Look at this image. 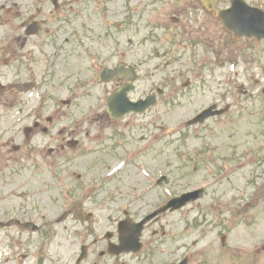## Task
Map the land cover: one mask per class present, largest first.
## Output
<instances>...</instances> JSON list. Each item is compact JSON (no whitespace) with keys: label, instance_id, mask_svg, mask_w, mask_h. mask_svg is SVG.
I'll list each match as a JSON object with an SVG mask.
<instances>
[{"label":"rangeland","instance_id":"rangeland-1","mask_svg":"<svg viewBox=\"0 0 264 264\" xmlns=\"http://www.w3.org/2000/svg\"><path fill=\"white\" fill-rule=\"evenodd\" d=\"M126 1L128 4H148L147 0ZM195 1L196 0H169L166 2L164 0L163 4H191V2ZM218 1L221 2V0ZM69 3L74 2H66V4ZM80 4L86 5V9L91 13V17L97 15V18H94L95 22L93 24V28L97 29V32L93 33L92 37H90L91 39L88 45L91 46L93 50L101 52L100 57L103 62L113 61L116 58L111 38V32L113 29H111L110 24L107 28L101 26L104 22L101 21L100 16L98 17V13L103 4L107 5L108 10L112 8V4H117L119 7L118 9L120 10L118 19L121 26L123 22L125 23L126 21L124 10L121 9L122 6L117 0H83ZM88 4L92 5L89 6ZM170 7L171 5H162V11L164 14L166 13V16H168V11L171 10ZM137 10L139 9L137 8ZM155 17L163 16L158 14ZM213 19H211V21ZM165 22H169L167 21V18L165 19ZM169 25L167 26V32L145 29L144 33H140L138 37H136L138 38L136 45L140 50L139 52H134L133 56L129 57V60L132 59L136 62L138 59H143L146 53L149 55L154 47L158 48L156 54L149 55V64L141 66L143 71L150 69V72L148 77L145 76L144 81L139 82L138 86L140 88H143L144 85L147 86L148 80L151 82L154 81L156 85L170 83L178 71H181L186 75L188 74L185 65H189V56L187 53L179 51L178 47L173 46L172 43L170 44L169 35L171 28H169ZM136 29L138 30L139 27ZM100 30L105 33L102 35L99 34L98 32ZM223 30L219 24L210 25L215 51L211 54L202 53L204 55H197L199 61L206 60L202 62L201 65L196 63L198 67L189 77L188 85L183 87L188 90V93L182 97L180 105H166V119L161 122L160 128H152L153 126L156 127V122H154L151 126V130L147 132L142 127L138 126L140 121L138 122L137 119H134L133 128L129 131V135H131L132 139L130 144L127 145L126 136L124 135L121 142H123L125 146H122L121 148L119 147L117 151L110 156L108 153H98L95 150L92 153H87L79 160L78 165L75 166L78 169L75 171L81 173L83 176L79 184H84V187L89 185H95L98 187V180L102 182L107 181V183H103V188L109 189L111 192L120 195L119 200H121V202L127 197L126 194H130L132 191L135 193L142 192L143 197L145 195L155 197V193L165 192L166 190L169 192L175 191L176 189H183V191L189 190L207 180L209 183V189L206 191L207 195L205 199L200 202L198 207L200 210L205 209L204 211H201V213H204L206 217L198 215L193 208L195 204H188L181 212L179 211L171 215H165L161 220V223L166 225L167 230L174 231L172 226L181 230V250L183 253L188 252L192 254L190 258L191 262L189 264H194V259L197 258L205 259L206 262L204 264H258V261L264 260V251L261 254L263 255L262 258L255 256L254 253L256 245H259L260 242L264 240V238H262L264 237L263 191L259 195L261 200H258L259 202L256 208L251 211L252 215L256 218L253 225H247L243 216H237L232 222L234 229L226 231L225 233L229 236L226 249H222L219 244L222 232L219 229V225L223 223L225 218L227 219V216L229 215L228 208L232 206L227 204V199L238 194V190L246 180L249 170L258 163L254 161L243 168L232 169L231 173L226 176L225 183L222 180L216 181L213 178H209L207 171L214 170V167L210 166L209 169L203 171L197 166V161L194 160L198 158V151L206 148L207 142L216 147V152L209 155L214 160V165L221 163L220 159H222L224 155L228 157L232 154V151H240L242 147L245 144H249V141L253 140L257 132L264 127V115L258 114L256 106L247 103V99L241 97L243 102L240 106H232L226 116L210 119L201 126V135L199 137H196L193 130L183 132L180 136L175 133V129L171 130V128L178 126L180 120H185L199 107L206 105L207 102H211V100L218 97L219 92L223 90L225 86L224 82L226 81L227 74L226 65H228L230 59H234L231 63H235L238 66L242 56H245L248 59V55L254 54V56H252V63L257 61L264 64V53H260V50L264 48V42L253 46L252 49L249 50L245 48L247 47L246 39L241 38L239 40H234L232 33ZM128 35L130 34H128L126 27L120 28L119 44L122 43V45H124ZM156 35H159L160 38L154 40ZM136 38H134V40ZM141 41H144L145 44L141 43ZM146 44L147 46H151L149 51H147ZM144 46H146L145 51H143ZM216 46L226 48V51L220 55V58L225 59L226 61L223 64V69L217 67L215 70L209 71L212 69L213 62L217 63L218 55ZM93 50L89 49V52H93ZM174 52L177 53V55H172ZM70 60L72 61L70 64L65 66L62 65L67 68L65 69V75L69 76V72L72 71L74 74L77 70L80 71L82 77L85 76L87 78L91 75V70H89L88 67V58L87 60H80V58L74 56ZM180 65H182V67H180ZM193 65L195 66V64ZM251 71L252 70H250L249 73H251ZM255 74L256 73L253 75L254 77H256ZM72 79L73 76L67 79L66 83H61L59 82V77H57L48 84L47 88H52V90L55 91L58 90V94L60 95V93L65 92L66 88L70 89ZM240 82H237L236 86H238ZM101 87L103 86H98L96 83L88 86V96L82 101L83 107L87 110L92 112L100 104V101L103 100V97L101 98L100 96L96 98L97 92L104 93L103 90H100ZM112 87L113 86H108L109 90H111ZM145 90L149 91L148 89ZM231 90L234 94H238L237 88L232 87ZM166 95H168V93H166ZM96 100L98 101L96 102ZM226 100H233V97L228 95ZM170 108L173 109L170 110ZM156 111H158V109H156ZM153 120L154 119L150 122ZM127 124L128 123H126V125ZM126 125L123 122H119L118 127H116L115 130L120 129L127 131L129 126ZM106 129L107 128L103 127L102 133H104ZM162 133L163 136L158 140V135ZM98 144V142H95L93 144H88L87 146L92 145L96 149ZM147 144H150V147L151 149L153 148V150H148V153L141 155L146 150ZM126 147L129 149L134 147V152L140 147V151L137 153L140 154L138 159L129 162V153L126 152ZM83 149H86V144L84 143ZM123 149H125V152L122 151ZM0 159H2V157ZM110 166H112L111 168H114L113 171L111 169L109 170ZM228 171H230V168L226 165V172ZM165 173L169 174L168 184L156 186L155 180ZM31 175L47 179L49 178L45 170L43 173L35 170ZM78 179L77 174L72 175L71 183L73 187H76ZM249 192H252V190H249ZM225 193L226 213L222 201V195L225 197ZM154 197L152 200H154ZM146 198L147 196L141 198V200L150 202ZM55 212H57V209L53 210L52 213L50 212V215ZM105 212L106 210L103 211V213ZM108 213L109 211L104 214V219L107 218ZM196 219H201L197 225L195 224ZM205 219L208 220V222H204ZM62 225L64 226V224ZM57 231L58 237L52 243L50 247L51 254L49 253L52 257L53 263L48 261V263L45 264H65L66 261L70 264L73 255L76 252L75 241L71 236L66 237L65 232L60 226H58ZM149 235L150 231L146 233V237ZM196 237H198V242L194 244ZM65 244H69L67 254H64ZM180 244V241L175 242L173 239L171 243L170 239V246ZM224 252H226V254H223ZM113 264H132V261H130L128 256L125 255Z\"/></svg>","mask_w":264,"mask_h":264},{"label":"flooded vegetation","instance_id":"flooded-vegetation-1","mask_svg":"<svg viewBox=\"0 0 264 264\" xmlns=\"http://www.w3.org/2000/svg\"><path fill=\"white\" fill-rule=\"evenodd\" d=\"M43 1L38 0L39 4L14 0L0 2V219L18 221L2 229L16 234L18 246L22 231L32 230V223L38 225L37 232L54 231L56 224L48 214L54 209L55 197L41 192L49 188V180L46 182L45 178L31 174L35 170L52 169L61 175L75 166L77 160H71L72 154L80 151L81 135L88 120L86 108L78 102L83 96L80 92L87 86L86 82L82 84L79 70L73 78L80 88H73L71 94L66 89V96L55 97L52 88L47 86L56 77L59 82L66 83L70 76L65 75L67 68L63 66L70 64L74 56L84 60L86 31H94L91 13L86 15L87 28L82 16L78 15V12L83 14V9L75 10V4H63V14L56 16L53 4ZM141 5L142 8L147 6ZM208 6L210 4H172L175 15L172 20L183 27L184 34L202 32L214 13L206 10ZM147 13L144 9L135 17L136 21H144ZM192 23L196 25L192 27ZM76 195L74 193L75 200L66 210L73 219L78 209L84 210L86 204L84 201L78 204ZM94 200L99 201V198ZM89 212L94 213L84 211L85 214ZM112 222L108 217L105 223L96 224L87 247L89 255L105 248L108 241L104 232L113 227ZM6 238V234L1 235L4 242ZM42 240L36 248L45 264L48 263L47 254L42 251L54 241L50 237ZM93 249L95 252H91ZM4 252L9 256H0V264H14L18 258L25 260L24 257L14 260L12 248ZM29 264H36V259L30 258Z\"/></svg>","mask_w":264,"mask_h":264},{"label":"water","instance_id":"water-1","mask_svg":"<svg viewBox=\"0 0 264 264\" xmlns=\"http://www.w3.org/2000/svg\"><path fill=\"white\" fill-rule=\"evenodd\" d=\"M120 94L114 93L109 99H108V106L110 107L111 111L113 113H122L126 110L133 109V106H138V104H131L124 98L123 100H118Z\"/></svg>","mask_w":264,"mask_h":264}]
</instances>
